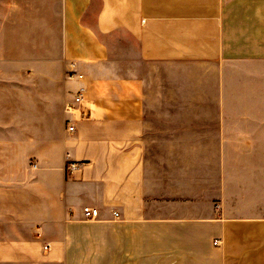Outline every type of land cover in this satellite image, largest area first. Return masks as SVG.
I'll use <instances>...</instances> for the list:
<instances>
[{
    "label": "crops",
    "instance_id": "0c3cea01",
    "mask_svg": "<svg viewBox=\"0 0 264 264\" xmlns=\"http://www.w3.org/2000/svg\"><path fill=\"white\" fill-rule=\"evenodd\" d=\"M0 264H264V0H0Z\"/></svg>",
    "mask_w": 264,
    "mask_h": 264
},
{
    "label": "built area",
    "instance_id": "2783aa9c",
    "mask_svg": "<svg viewBox=\"0 0 264 264\" xmlns=\"http://www.w3.org/2000/svg\"><path fill=\"white\" fill-rule=\"evenodd\" d=\"M68 78L69 79H73V78H77L79 80L83 79V75L79 74L77 72V70L74 68V65L72 66V69L68 72ZM84 101V94H83V89H80L75 95H74V99L71 103H69L67 105V113L68 114H75V112L77 111L78 107L83 103ZM75 130V126L74 125H68V131L70 132H74ZM81 164L80 163H76V162H69L67 164V171L68 174H74L76 171H78L81 168ZM36 167V165H35ZM116 217H119V213H114ZM83 215L85 218L87 219H98L99 215H100V211L97 208H91V207H85L83 209ZM219 242L216 241L214 244L217 245ZM49 246L47 245L45 247V249H48Z\"/></svg>",
    "mask_w": 264,
    "mask_h": 264
},
{
    "label": "rangeland",
    "instance_id": "374dc122",
    "mask_svg": "<svg viewBox=\"0 0 264 264\" xmlns=\"http://www.w3.org/2000/svg\"><path fill=\"white\" fill-rule=\"evenodd\" d=\"M121 42H122V40H120V44H121ZM120 57H123L121 54H118ZM155 144V143H154ZM160 144H162V145H164L165 143H158L157 145H160ZM152 151L155 153V152H159V153H155V155H157L158 156V160L160 159V157H161V155H163V158H164V151H155L154 150V148L152 149ZM152 152V153H153Z\"/></svg>",
    "mask_w": 264,
    "mask_h": 264
}]
</instances>
